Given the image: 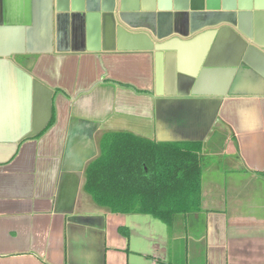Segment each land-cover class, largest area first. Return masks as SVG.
Returning a JSON list of instances; mask_svg holds the SVG:
<instances>
[{"label":"crops","instance_id":"crops-1","mask_svg":"<svg viewBox=\"0 0 264 264\" xmlns=\"http://www.w3.org/2000/svg\"><path fill=\"white\" fill-rule=\"evenodd\" d=\"M196 3L247 12L258 44L222 27L156 49L103 17L110 1L0 0V264H264V0L119 9ZM113 132L199 142L197 211L164 234L98 205L85 168Z\"/></svg>","mask_w":264,"mask_h":264},{"label":"trees","instance_id":"trees-1","mask_svg":"<svg viewBox=\"0 0 264 264\" xmlns=\"http://www.w3.org/2000/svg\"><path fill=\"white\" fill-rule=\"evenodd\" d=\"M204 160L199 142L113 132L86 165L84 189L112 212L149 214L171 226L175 215L199 208Z\"/></svg>","mask_w":264,"mask_h":264},{"label":"water","instance_id":"water-1","mask_svg":"<svg viewBox=\"0 0 264 264\" xmlns=\"http://www.w3.org/2000/svg\"><path fill=\"white\" fill-rule=\"evenodd\" d=\"M73 1V0H71ZM106 1L112 4V8L103 11V17L109 15L115 21H122L128 26L131 32L138 31L137 28H143L152 37L151 41L155 43V48H160V44L168 38H185L189 35H196L204 30H219L222 27L231 29L236 35L239 36L244 43L248 44L250 41L258 44L252 40L251 27L249 21L245 23L242 21L241 10L236 8H208L203 9L200 3L192 5V8L187 9H155L145 10L143 8H135L130 10L119 9L123 0H99ZM200 1V0H197ZM194 6H198L194 8ZM250 11H248L249 13ZM99 13V12H98ZM147 19L149 24H136L138 19ZM162 18V19H161ZM207 18L210 22H207ZM197 20L196 24L194 21ZM204 20V21H203ZM167 21V22H166ZM199 21H203L202 24ZM162 22L168 25V31L161 34L158 28L162 26ZM139 23V22H138ZM247 28H245V27ZM254 31V30H253ZM257 31V29H256ZM255 31V32H256ZM152 47L154 45L151 44ZM262 46V44H261Z\"/></svg>","mask_w":264,"mask_h":264},{"label":"rangeland","instance_id":"rangeland-1","mask_svg":"<svg viewBox=\"0 0 264 264\" xmlns=\"http://www.w3.org/2000/svg\"><path fill=\"white\" fill-rule=\"evenodd\" d=\"M208 157H206V159L204 160V167L209 165L212 162V159H210V157L207 159ZM224 160H222V163H227L226 159L224 158V156L222 157ZM225 161V162H224ZM223 169H225L224 167H222ZM221 169V170H223ZM145 216V215H144ZM145 218H147V220H149L150 222H154L153 224H155L156 226H158L160 229L164 230V234H166V232L169 230L170 226L163 223L162 221L155 219L153 217H151V215H146Z\"/></svg>","mask_w":264,"mask_h":264}]
</instances>
